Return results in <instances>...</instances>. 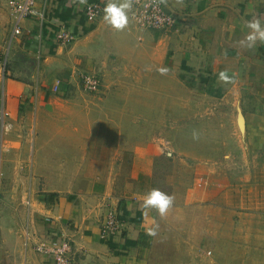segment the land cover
<instances>
[{"label": "crops", "instance_id": "1", "mask_svg": "<svg viewBox=\"0 0 264 264\" xmlns=\"http://www.w3.org/2000/svg\"><path fill=\"white\" fill-rule=\"evenodd\" d=\"M2 1L8 14L5 46H14L34 57L38 74L32 77L31 85L22 78L8 77L4 62H0V90L8 113L0 111V264H43L42 255L33 250L31 241L25 244L24 235L29 232L37 236L46 231H56L73 242L75 264H147L149 242L161 218L156 210L145 216L140 209L152 182H143L144 176L152 175V159L134 155L125 166L109 159L106 168L107 157H115L119 150L100 143L98 123L90 122L89 117L84 122L83 107L72 106L81 96L64 100L52 94L47 97L40 84L51 81L47 89L53 93L66 90L70 83L82 88L80 74L89 71L98 75L93 67L109 64L105 60L108 50L125 56L154 41L158 62L135 57L120 60L150 71L153 66L168 69L158 78L164 82L160 92L172 98L182 97L185 87L193 93L200 89L206 93L215 91L230 85L219 81L217 71L227 70L233 78L239 66L264 57V43L257 42L253 48L238 43L250 31L247 21L259 17L264 23V0H167L163 3L165 9L176 17V24L167 30L140 28L128 12L127 26L117 30L104 21V12L94 22H88L80 0H37L39 6H44L45 16L63 18L77 33L78 38L69 44L56 43L35 16L22 19L21 33L11 37L13 17ZM101 1L106 5L107 0ZM151 78L149 73L148 79L145 74L137 81L146 83ZM56 79L61 80V85L54 91ZM169 82L178 90L170 91ZM144 93L151 97V91L145 89ZM108 120L119 132L121 123L116 116L110 115ZM120 178L128 179L126 189L118 188ZM23 194L27 195L25 199ZM169 195L174 200L167 213L176 207L181 209L183 197L174 188ZM229 202L232 201L227 200L225 222L216 220L213 226L229 225L231 233L223 238L222 234L211 235L208 245L212 255L206 258L205 253L200 261L244 264L238 259L246 260L249 255L244 244L249 241V213L239 203H230L229 207ZM187 205L198 210L196 202ZM109 208L120 212L119 217L126 222L125 231L102 239L100 224ZM214 210H218L217 206ZM149 230L155 234L150 235ZM181 240L176 264L187 261L184 250L188 245L184 238ZM217 241H231L235 247L225 252L228 245H218Z\"/></svg>", "mask_w": 264, "mask_h": 264}, {"label": "rangeland", "instance_id": "2", "mask_svg": "<svg viewBox=\"0 0 264 264\" xmlns=\"http://www.w3.org/2000/svg\"><path fill=\"white\" fill-rule=\"evenodd\" d=\"M7 18L0 0V62H4L8 77L22 78L32 85V77L38 74L37 60L14 46H5ZM153 46L154 41L125 56L108 50L105 60L109 64L93 67L101 77L98 91H85L70 83L66 90L53 93L47 89L51 81L41 83L40 88L45 96L56 95L60 100L81 96L72 106L83 107L84 122L89 117L90 122L98 123L100 143L119 150L115 157H107L106 168L109 159L122 166L134 155L152 159V175L143 178L148 184L152 179L147 192L158 188L169 195L174 188L183 197L181 209L175 206L158 221L156 235L149 242L147 264H176L181 238L188 245L184 250L186 264H217L200 259L205 253L206 258L212 255L208 245L211 235L222 234L223 238L231 233L229 225L213 226L216 220L225 222L227 200L232 201L229 207L230 203H239L249 213V241L244 243L249 255L246 260H238L263 264L264 257L260 256L264 253V57L243 63L233 75L234 82L219 86L216 92L200 89L193 93L185 87L180 93L182 97L172 98L160 92L164 85L158 78L160 68L153 66L150 71L120 60L135 57L158 62L160 58ZM149 73L151 81H137L145 74L148 79ZM168 84L170 91L178 90L173 82ZM145 89L151 91V97H145ZM113 114L121 123L119 132L108 120ZM194 133L198 138H193ZM127 180L120 178L118 188L126 189ZM2 199L0 194V202ZM192 202L198 203L194 206L198 210L187 205ZM215 206L218 210H214ZM10 218L14 221V217ZM217 243L228 245L225 252L235 247L231 241Z\"/></svg>", "mask_w": 264, "mask_h": 264}, {"label": "built area", "instance_id": "3", "mask_svg": "<svg viewBox=\"0 0 264 264\" xmlns=\"http://www.w3.org/2000/svg\"><path fill=\"white\" fill-rule=\"evenodd\" d=\"M12 17L13 25L11 37L21 33L20 21L28 17H38L46 26L49 37L56 43L69 44L74 42L78 35L67 24L66 20L57 16H45L44 6H39L37 0H5ZM104 1L89 0L83 6V14L90 23L94 22L104 11ZM130 19L140 28L152 30H167L176 24L174 13L168 12L160 0H132L131 10L128 11ZM80 84L83 90L94 92L100 88V77L89 71L80 74ZM61 85V80L56 79L53 90ZM0 111L4 110V94L0 90ZM116 209L109 208L104 214L100 224V236L109 239L125 231V220L120 218ZM31 241L33 250L42 255L43 264H75L76 250L73 242L66 236L56 231H46L41 235L26 232L24 242Z\"/></svg>", "mask_w": 264, "mask_h": 264}, {"label": "clouds", "instance_id": "4", "mask_svg": "<svg viewBox=\"0 0 264 264\" xmlns=\"http://www.w3.org/2000/svg\"><path fill=\"white\" fill-rule=\"evenodd\" d=\"M161 3H167V0H160ZM81 4L87 3V0H80ZM132 0H107L104 7V21L111 27L117 30H123L128 24L127 12L131 10ZM246 27L250 30L244 38L238 43L245 48H253L257 42L264 43V23L261 18L253 17L252 20L246 22ZM161 75H166L168 69H158ZM219 81L223 83H232L233 78L228 75L227 70L218 73ZM193 138H198L196 134H193ZM174 197L166 194L158 188H152L149 190L142 199L140 209L145 216L149 211L156 210L161 217L165 216L169 208L173 204ZM150 235H154L155 232L149 230Z\"/></svg>", "mask_w": 264, "mask_h": 264}]
</instances>
